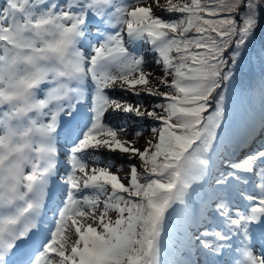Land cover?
I'll return each mask as SVG.
<instances>
[{
	"label": "snow or ice",
	"instance_id": "1",
	"mask_svg": "<svg viewBox=\"0 0 264 264\" xmlns=\"http://www.w3.org/2000/svg\"><path fill=\"white\" fill-rule=\"evenodd\" d=\"M258 30L264 0H0V264H264V79L224 137Z\"/></svg>",
	"mask_w": 264,
	"mask_h": 264
},
{
	"label": "trees",
	"instance_id": "2",
	"mask_svg": "<svg viewBox=\"0 0 264 264\" xmlns=\"http://www.w3.org/2000/svg\"><path fill=\"white\" fill-rule=\"evenodd\" d=\"M264 47V30H258L252 41L247 58L243 63L236 81L233 82V95L228 103L229 123L236 124L237 118H246L250 122L252 114L261 110V81L264 79L262 71L261 49ZM245 125V123H242ZM225 142L227 136L225 135ZM229 137L233 138V136Z\"/></svg>",
	"mask_w": 264,
	"mask_h": 264
},
{
	"label": "rangeland",
	"instance_id": "3",
	"mask_svg": "<svg viewBox=\"0 0 264 264\" xmlns=\"http://www.w3.org/2000/svg\"><path fill=\"white\" fill-rule=\"evenodd\" d=\"M152 2H153V0H148V3H152ZM163 2H164V0H160V3H163ZM157 14L163 15V13H160V12H157ZM148 59L150 61L151 60V56H149ZM146 67H148L149 70L154 71L157 75H159V68L154 63L146 64ZM232 95H233V88H231L227 92V97H228V101L227 102L229 104H230V100H231ZM128 99L134 101L136 98L130 96V97H128ZM144 103H145V105H149L151 103V101L148 100L147 98H145ZM260 115H261V112L258 113V114L254 113V115H253L254 117H253L252 120H256L258 122L259 119H260ZM244 119H246V118H243V117H242V119L241 118H237V120H236L237 123L236 124L227 125L226 126V132L224 133V136L225 135L233 136V135H236V134L241 135L243 133V131H244V127H245L246 123H248ZM114 122L117 123V124H122V125H124L125 127H127L129 129V136H128L129 139H132L133 133H135L136 131H141L143 133V136L138 140V143L136 144V147L143 148L145 146L144 138H146V137H148L150 135L149 129L152 126L150 121L140 120L138 118H133V117H125L123 120H119L118 119V120H116ZM242 123H245V125H243ZM108 155H109L108 153H104L105 157H108ZM112 158L115 160V163L117 165H120L121 163L124 164V168H123L122 171H120L119 175L122 178L125 177L128 174V171H129L128 166H127V162L121 159L119 153L113 154ZM135 162L136 161H133V163H135ZM112 170L114 172L116 171L115 168H113ZM124 182L127 183V180H124ZM192 256H193V258H195V253L194 252L192 253Z\"/></svg>",
	"mask_w": 264,
	"mask_h": 264
}]
</instances>
